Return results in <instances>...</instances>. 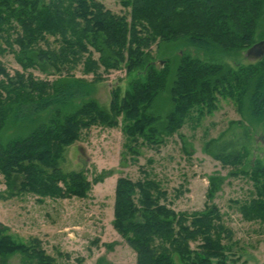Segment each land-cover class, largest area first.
<instances>
[{
    "label": "trees",
    "instance_id": "obj_1",
    "mask_svg": "<svg viewBox=\"0 0 264 264\" xmlns=\"http://www.w3.org/2000/svg\"><path fill=\"white\" fill-rule=\"evenodd\" d=\"M116 1L123 12L107 7L105 0H0V40L12 48L19 45L25 69L61 74L54 80L32 72L13 76L0 61V175L9 195L87 197L99 180L92 182L81 169L65 170L61 161L66 149L86 129L122 123L129 139L158 142L160 117L152 107L167 88L174 103L164 126L170 133L194 108L211 112L219 95L234 99L241 113L249 110L264 120V56L238 68L200 57L215 60L264 39L257 30L264 0ZM48 35L59 37V47L41 46ZM172 41L194 51L179 56L177 67L168 70V65L156 63L152 48L156 44L169 62L176 48ZM5 49L0 43V52ZM79 61L85 73L94 74L92 81L72 73ZM101 68L125 69L131 77L123 94L119 86L112 89L109 109L90 97L94 83L103 79ZM219 156L226 163L239 160ZM254 174L260 197L241 209L245 218L264 221V166ZM166 199L167 191L157 180L118 179L114 226L136 252L137 264H230L223 240L231 237V230L219 207L179 212ZM18 251L26 255V264H58L38 240L19 241L6 226L0 227V256Z\"/></svg>",
    "mask_w": 264,
    "mask_h": 264
},
{
    "label": "rangeland",
    "instance_id": "obj_2",
    "mask_svg": "<svg viewBox=\"0 0 264 264\" xmlns=\"http://www.w3.org/2000/svg\"><path fill=\"white\" fill-rule=\"evenodd\" d=\"M105 4L116 12L124 11L116 0H105ZM172 24L175 27L176 23ZM257 30L258 34L264 32V17ZM47 38L41 42L43 48L59 47V37ZM172 42L176 45L172 62L161 58L156 44L152 48L156 63L166 69L168 65V70L177 67L182 55L194 51V47ZM0 43L6 48L0 52V61L13 76L16 71L32 72L43 80L61 76L44 73L34 66L25 69L19 59L22 56L19 45L15 43L12 48L4 40ZM98 56L96 52L95 57ZM200 57L233 68L258 60L248 55L245 47L221 54L215 60L202 54ZM83 68L84 62L79 61L72 73L92 81L94 74L85 73ZM101 71L103 79L94 83L90 97L109 109L112 89L119 86L123 94L131 77L125 69L105 72L101 68ZM3 78L0 73V81ZM173 107L167 88L152 107L160 117L162 132L157 136L158 142L143 137L129 139L123 123L119 127L99 125L83 131L81 139L66 149L61 165L65 170H83L92 182L99 180L94 181L87 197L51 198L31 192L11 196L1 174L0 194L5 197L0 198V227L6 226L7 232L19 241L38 240L58 264H137L136 252L114 226L115 191L120 177L152 178L167 191L164 201L179 212L219 207L222 222L231 230V237L223 240L230 264H264V221L245 218L241 209L245 202L260 197L261 184L254 178V172L260 164L264 166V120H257L249 110L241 113L234 99L219 95L211 112L207 108L204 112L200 107L194 108L185 123L170 133L164 126ZM221 154L231 159L238 156L239 160L226 163ZM25 260L26 255L20 251L0 256V264H26Z\"/></svg>",
    "mask_w": 264,
    "mask_h": 264
},
{
    "label": "water",
    "instance_id": "obj_3",
    "mask_svg": "<svg viewBox=\"0 0 264 264\" xmlns=\"http://www.w3.org/2000/svg\"><path fill=\"white\" fill-rule=\"evenodd\" d=\"M248 55H254L257 58L264 56V39L256 42L247 49Z\"/></svg>",
    "mask_w": 264,
    "mask_h": 264
}]
</instances>
